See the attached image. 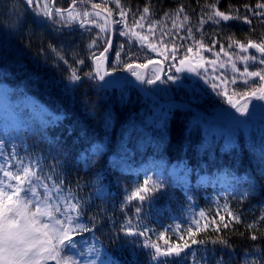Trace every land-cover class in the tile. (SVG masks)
Returning a JSON list of instances; mask_svg holds the SVG:
<instances>
[{
    "label": "trees",
    "instance_id": "16d2710c",
    "mask_svg": "<svg viewBox=\"0 0 264 264\" xmlns=\"http://www.w3.org/2000/svg\"><path fill=\"white\" fill-rule=\"evenodd\" d=\"M43 1L40 0L41 7ZM71 3L72 0H55L54 6L50 2V8L67 9ZM86 3L89 5L76 4V9L89 10L92 15L87 19L100 24L99 17L107 18L103 41H99L101 30L95 24L81 26L79 20L68 25L56 23L60 17L49 19L36 7L27 5L26 0H0V81L13 88L15 96L30 95L64 115L61 121L48 125L32 120L12 140L3 139L0 152L9 153L13 148L17 158L23 157L25 163L37 161L43 173L53 175L57 182L63 180L65 190L71 188L82 202L81 222L90 228L93 223L97 225L91 232L73 237L79 252L91 264H160L151 259L154 250L145 247V242L164 245L165 241L152 235L126 236L121 227L128 218L134 228L139 227L141 219L156 225L169 223L189 208L202 210L211 218L210 222L199 224L201 229L205 224L208 227L196 239L223 237L228 245H192V253L180 264H204L201 257L205 250H209L208 264L221 258L222 264H264V146H258L240 128L214 131L208 126L209 120L177 105L172 106L168 119L159 122L151 113V105L155 106L152 97L129 83H111L85 75L95 67L93 56H99L108 46L105 41L110 39L111 31L107 9L112 11L114 31L112 50L105 53L110 57L109 69L128 71L125 64L154 61L165 66L167 62L162 57L174 55L175 62L189 55V48L197 51L202 45L213 51H221V47L228 51L229 46L246 45L249 39L261 42L264 15L255 13H264V8L257 7L264 0H119L126 13L124 19L115 0ZM92 4L101 7L93 9ZM145 7L150 13L140 22L143 27L134 26ZM181 7L184 11L176 23H183V27L174 28L172 20ZM217 9L232 16H248L251 23L242 19L215 23L208 16ZM95 11L101 15L96 17ZM165 13L169 14L167 18ZM184 15L189 17L187 22ZM201 18L205 21L202 25ZM149 24H153L154 34L149 31ZM161 30L167 33L162 41ZM134 32L140 37L148 35L146 41L150 40L156 50L148 48L149 44H144ZM66 47L74 50L67 52ZM116 52H120L119 61ZM80 60L84 63H77ZM73 69L81 77L79 81L70 80ZM248 90L251 87H236L233 94L242 97ZM181 100L204 109L186 97ZM96 142L103 145L100 157L86 169L79 160L80 151ZM121 155L128 156L126 169L108 162L110 157ZM179 159H185L191 169L189 182L175 181L159 163ZM159 167L161 174L156 171ZM11 169L15 172V167ZM100 170L104 171L109 188L103 197L96 196L93 187ZM199 173L207 174V181L196 182ZM221 173L231 178L218 185ZM233 175L237 177L232 178ZM149 179L163 186L144 201L128 202L126 190ZM136 207L141 209L138 215ZM229 211L238 215L240 222L233 220ZM224 224L229 227L224 228ZM249 224L254 227L248 228ZM217 226L219 232L215 231ZM191 228L195 231L193 223ZM253 233L256 240L251 239ZM171 235L167 243H191L188 231L180 237ZM246 253L255 255L245 260ZM164 259L166 264H175L179 258Z\"/></svg>",
    "mask_w": 264,
    "mask_h": 264
},
{
    "label": "snow or ice",
    "instance_id": "6c2138e0",
    "mask_svg": "<svg viewBox=\"0 0 264 264\" xmlns=\"http://www.w3.org/2000/svg\"><path fill=\"white\" fill-rule=\"evenodd\" d=\"M80 3H86L87 0H79ZM116 6L121 9L120 16L122 19L126 17L125 11L122 9L119 0H115ZM27 5L34 6L38 9L39 13L49 19L54 17H60L56 20V23H64L65 25L70 24L73 21L79 20L81 26L85 24H95L103 32L107 27V18H105L104 24H98L95 19H87L92 13L89 10L84 9L82 12L76 9L77 0H72V4L68 9L55 8L53 11L47 3H44L41 7L40 0H26ZM100 4H92L93 9H99ZM211 8L216 9L215 5H210ZM247 7V6H246ZM257 7L264 8V4H259ZM183 8L181 7L175 13V19L172 20V25L174 28L183 27V23L177 25L176 21L180 19V14L183 13ZM65 13L67 14L65 16ZM150 13L148 7L143 9L140 19L135 22V25L143 27L140 23L146 16ZM95 16L99 17L101 15L100 11H95ZM108 17H111V9H107ZM256 15H264V13H255ZM165 18L169 16L168 13L164 14ZM189 17L184 15L183 20L187 22ZM209 20H214L215 23H220L221 21H228L230 19H242L245 23H251L248 16H232L230 13L226 14L224 12L215 10L211 15L208 16ZM204 19L201 18L200 24L204 23ZM159 23V21L154 22ZM149 31L153 32V24H149ZM162 31L160 37L161 41L163 36L167 35L166 32ZM189 34H191L192 29H188ZM127 35L128 33H123ZM154 34V32H153ZM134 36L140 37L138 32L133 33ZM141 40L146 41L147 36L140 37ZM96 43L95 40L92 41V45ZM105 43L108 47L104 48V51L99 54V56L94 55L93 60L95 62V67L93 71L85 73L86 76L95 79L97 76L100 80H104L105 76L110 75V73L105 72L104 75H100V62L106 60L107 57L105 53L109 51L111 46V40H106ZM239 44V42H237ZM92 45H89L90 47ZM148 48L153 51L156 50L154 44L147 45ZM241 51H247L248 49H255L262 56H264V40L257 43L251 39L248 40L247 44H239ZM210 50V49H209ZM189 52L192 51L191 48L188 49ZM224 49L221 47V52ZM59 55V53H58ZM218 55V54H217ZM62 58V57H61ZM116 59L119 61L120 52H116ZM240 60L247 61L249 59L256 60V56H240ZM188 60L186 56L180 61L181 65H184ZM66 62V61H65ZM231 62V58L229 60ZM77 63L83 64L84 61L80 60ZM154 61H148L145 64H137L135 68L133 64H125V68L131 72L138 80L144 81L145 76L135 69H147L149 64H153ZM209 63H215V61H209ZM261 64H264V59L260 60ZM197 67L204 68L205 65L198 63L196 66H190L189 70L195 72ZM221 68L224 67L223 64L220 65ZM232 69L238 71L235 63H232ZM179 70V69H178ZM207 69H205L206 71ZM215 71V69H213ZM153 75H156L155 72ZM248 77H258L260 81L264 82V75L261 72H249L248 68L245 67L243 73ZM70 80L73 82L79 81L81 77L77 74V70L73 69L70 75ZM159 79V76H156ZM169 79H175V77H169ZM207 79V78H206ZM219 79V78H217ZM148 84H153L156 81L153 79H147ZM224 83V81H221ZM231 83H236V78L233 77ZM245 84L248 83L247 80L244 81ZM213 90L220 89V84L213 83ZM218 95L222 98H226V102L230 104L236 111L241 114L248 111L247 103L243 108L237 107L236 103L233 102L232 97L228 95L227 90L223 89L218 91ZM250 98H256L264 100V86L260 87L258 91L254 90L250 93ZM3 143H0V148H3ZM4 157V153L0 152V158ZM11 167H15V172H13ZM0 264H48L49 261H54L55 264H79V261L72 256L65 255L66 249H75L76 243L73 239L74 236L82 234L84 232H91L93 228H96L95 223L92 227H88L86 224L81 222V217L84 215L82 210V202L76 198L75 194L71 191V188L65 190L64 181L53 179V175L43 173V168L37 161L29 160L25 163L24 158H17V154L13 149L11 155L0 163ZM50 182V183H49ZM163 185L158 184L154 181L145 180L144 183L133 190L131 195L127 197V201L131 202L133 200L144 201L149 198L150 194L157 191ZM42 190V191H41ZM227 207V205H225ZM140 207H136L135 212L138 215L140 213ZM205 213L201 211L199 213L200 217H203ZM228 215L235 220L240 222V217L233 214L231 211ZM93 220L95 217L92 218ZM221 220L224 218L221 217ZM193 225L195 226V231L190 227L188 229V235L191 238V243L185 241L183 245L175 244L169 245L165 241V246L161 247L158 243L145 242V247L152 248L153 254L151 256L152 260L159 261L160 264H166L164 258L176 257L179 258L175 264H180V260L187 257L189 250L192 245H204L208 242L213 244L228 245V240L223 237H217L216 239L208 238L196 239V235L207 229L208 225L205 224L204 229L199 227V220H194ZM224 228H228V224L223 225ZM254 224H249L248 228H253ZM121 231L124 232L126 236H146L149 231L148 228L140 230L139 227L134 228L132 219L128 218L126 220L125 226L121 227ZM215 231L219 232L220 228L217 226ZM163 237V234H161ZM251 239L256 240L257 236L255 233L252 234ZM208 251L202 254V261L204 264H208ZM193 258L195 254L193 253ZM215 264H222V258L216 260Z\"/></svg>",
    "mask_w": 264,
    "mask_h": 264
},
{
    "label": "rangeland",
    "instance_id": "374dc122",
    "mask_svg": "<svg viewBox=\"0 0 264 264\" xmlns=\"http://www.w3.org/2000/svg\"><path fill=\"white\" fill-rule=\"evenodd\" d=\"M43 2L47 3L50 7L51 0H44ZM99 22L100 24H104L105 19L99 17ZM104 34L105 31H100L99 41L104 40ZM143 36L148 37V35ZM143 43L152 44L150 40ZM229 47L231 50L221 52L213 51L205 45L199 46L197 51L194 50L189 52V55H187L188 60L184 65H181L180 61L185 57L174 62V55H168L167 58L162 57V59L167 62L165 66H163L161 62H154L153 64H149L147 69L136 68V71L145 76V80L141 81L136 77L135 78L142 86L157 94L161 100L182 101L181 99L186 97L188 101L204 107V110H206L208 114L222 118L225 116L231 105L226 102V98H222L221 95H218V91L226 89L228 95L231 96L233 102H235L237 99L242 98L245 95L239 97L238 94H233L234 88L251 87L252 90H248V92L245 93L247 95L254 90L258 91L260 87L264 86V82L260 81L258 77L241 75L245 67L248 68L249 72L259 71L262 75H264V64L260 63V60L264 59V56H262L255 49L250 48L247 51H241L239 45ZM65 50L72 53L74 49L66 47ZM253 55L257 57L256 60L249 59L247 61H242L239 59L240 56ZM230 58L231 62H229ZM209 61H215V63H209ZM198 63L204 64L205 67H197L195 72L189 70L190 66H196ZM232 63L236 64L238 71H234L232 69ZM221 64L224 65L223 68L220 67ZM205 69L207 70L205 71ZM213 69H215V71H213ZM154 72L156 75H153ZM157 75L159 76V79H156ZM169 77H175V79H169ZM233 77L236 78L235 84L231 83ZM147 79H153L156 82L148 84L146 82ZM245 80L248 81L247 84L244 83ZM221 81H224V83H221ZM213 83L220 84V89L213 90ZM13 91V88L9 87L3 81H0V140H12V137H14L16 132L20 129L26 128L34 119L44 125L54 124L63 119V114L53 112L34 97L26 94L15 96ZM145 101L147 102L148 100ZM148 103L151 104L152 102L148 101ZM245 103H247V108L248 110L250 109L251 114H249L248 111L241 114L236 111L235 108L233 114L227 121H210L208 126L214 131L238 130L240 128L243 133H248V136L252 137L251 139L256 140L258 146H264V119H257L254 116L264 115V100L255 98V104L252 106V99L248 98L237 107L243 108ZM173 105L177 104L171 103L161 106L155 102L154 107L151 105L152 116H155L159 122L163 119H168ZM133 120L134 118L132 121ZM138 126L139 129L143 127L140 126V124ZM145 130L146 129H144V131ZM102 147L103 145L101 143L96 142L80 151L79 159L85 168H90L97 162L100 157ZM10 155L11 154H4V157L0 158V163H3V160L7 159ZM127 161L128 156L121 155L117 157H110L108 162H110L112 166H118L119 168L122 167L126 169L129 166ZM159 163L163 165L165 172L175 181L189 180L188 173L190 168L186 165L184 159H179L173 162L159 161ZM162 171L163 170L160 167L157 168L158 173L161 174ZM219 175V177H221L220 182H223L222 177L224 173ZM205 180V175L199 174L197 181L203 182ZM93 186L95 194L99 197L104 196L108 192L105 173L103 170L98 171L96 177L94 178ZM139 186L140 185L138 184L131 186L129 190H126V195H131L133 190ZM201 211L202 210L193 208L186 209L181 214V217L161 225H156L154 222L144 221L141 219L139 220V228L140 230H143L146 227L149 229L146 235L159 236L161 240L168 241L167 238L172 236L171 234L176 235V237L182 236V234L188 231V229L192 226L194 220H199V222L203 220L199 224L205 222L206 220V222H210L211 218L206 216V212L203 211L205 213L203 217L199 216ZM161 234H163V237ZM168 244L175 245L171 243ZM160 246L164 247L165 242L164 245L160 244ZM69 253L67 255L72 256ZM254 255L255 254H244L245 260H249V256Z\"/></svg>",
    "mask_w": 264,
    "mask_h": 264
},
{
    "label": "water",
    "instance_id": "95a60500",
    "mask_svg": "<svg viewBox=\"0 0 264 264\" xmlns=\"http://www.w3.org/2000/svg\"><path fill=\"white\" fill-rule=\"evenodd\" d=\"M54 3H55V0H52L51 1L52 6H54ZM77 4H87V3H80L79 0H78ZM109 22H110V30H111V35H110L111 46H110L109 50H111L112 43H113V25H112L111 18H109ZM107 63H108V58L106 60H102L100 62L101 74L104 75L105 72L110 73V75L105 76L106 81L112 82V83H124V82L130 83L135 88L140 90L141 92L152 96L155 99V101L158 104L162 105V106L167 105V104H171V103H176L177 105L182 106L184 108H187L188 110H190V111H192V112H194L196 114H199V115L203 116L204 118H206L208 120H219V121H222V122L227 121L230 118V116L232 115V113L234 112V110H235V108L231 107L228 110V112L225 114V116H223L222 118H219L217 116L208 114L206 111H204L202 109H199V108H197V107H195L193 105L184 103L182 101H178V100H161L159 98V96L157 94H155L152 90H149V89L141 87L139 85V83L137 82L136 78L132 74L127 73V72H123V71H110V70H108ZM246 98H250V94L240 98L239 100H237L235 102L236 105L237 106L240 105ZM251 99H252V106H253L255 104V98H251ZM248 113L251 114L250 109L248 110ZM254 116L256 118H258V119H264V115H254Z\"/></svg>",
    "mask_w": 264,
    "mask_h": 264
}]
</instances>
